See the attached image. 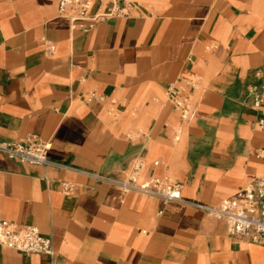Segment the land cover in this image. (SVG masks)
I'll return each mask as SVG.
<instances>
[{
  "label": "crops",
  "instance_id": "0c3cea01",
  "mask_svg": "<svg viewBox=\"0 0 264 264\" xmlns=\"http://www.w3.org/2000/svg\"><path fill=\"white\" fill-rule=\"evenodd\" d=\"M59 1L0 0V143L50 142L52 162L0 154V219L37 228L54 250L0 245V264H264V244L190 203L218 206L264 176V112L249 94L263 82L264 0H133L131 17L89 31L59 16ZM170 86L188 91L194 119L180 121ZM137 159L142 179L181 184L187 202L86 175L122 177Z\"/></svg>",
  "mask_w": 264,
  "mask_h": 264
},
{
  "label": "built area",
  "instance_id": "2783aa9c",
  "mask_svg": "<svg viewBox=\"0 0 264 264\" xmlns=\"http://www.w3.org/2000/svg\"><path fill=\"white\" fill-rule=\"evenodd\" d=\"M96 6L97 9L93 12ZM138 6L133 0H60L58 13L59 16L70 20L74 28L79 27L82 31H89L99 22L131 17ZM54 51L55 45L47 42V53L51 55ZM257 77L263 79V82L259 86L250 87L249 94L252 96L254 108L264 112V73L258 72ZM186 88L192 89L194 84L188 83ZM167 96L182 123L195 118L196 110L188 91L170 86L167 89ZM259 127L264 131V117L260 120ZM179 133L178 130L175 141L179 140ZM50 150V142L35 137L18 142L0 143V154L11 160L40 167L52 164L49 157ZM258 157L264 161V149L258 153ZM158 165V162L154 163V166ZM145 167L144 160L137 159L131 170L122 177L96 172H86V175L96 182L120 188L124 193H139L157 198L164 205L187 202L182 197L181 184L161 177L142 179ZM60 185L66 196H72L77 189L75 184L68 182H61ZM190 203L210 217L226 222L230 235L254 244H264V176L235 196L223 200L218 206ZM0 245L28 254L52 256L54 253L52 240L42 236L37 228L21 226L2 219H0Z\"/></svg>",
  "mask_w": 264,
  "mask_h": 264
}]
</instances>
